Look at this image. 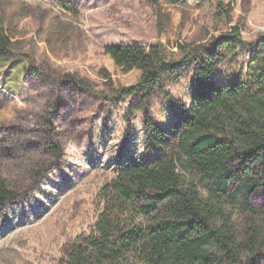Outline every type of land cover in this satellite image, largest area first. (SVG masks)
Returning <instances> with one entry per match:
<instances>
[{
    "label": "rangeland",
    "instance_id": "1",
    "mask_svg": "<svg viewBox=\"0 0 264 264\" xmlns=\"http://www.w3.org/2000/svg\"><path fill=\"white\" fill-rule=\"evenodd\" d=\"M76 4L77 16L56 0H0V23L14 43V58L0 62V169L20 195L0 220V264H63L67 250L92 233L101 189L124 165L160 154L146 125L168 129L191 104L192 72L147 99L135 88L140 73L118 69L106 47L162 44L181 59L179 46L211 42L232 27L248 44L264 36V0ZM251 53L222 62L216 83L243 82ZM69 77L91 90H77ZM208 190L200 185V196ZM251 201L261 211L264 188ZM243 222L237 218L240 230ZM252 264H264V255Z\"/></svg>",
    "mask_w": 264,
    "mask_h": 264
},
{
    "label": "trees",
    "instance_id": "2",
    "mask_svg": "<svg viewBox=\"0 0 264 264\" xmlns=\"http://www.w3.org/2000/svg\"><path fill=\"white\" fill-rule=\"evenodd\" d=\"M56 3L77 16L76 0ZM13 46L0 23V62L14 58ZM178 48L181 59L162 44L105 48L122 72L140 73L135 88L144 98L189 71L193 95L170 128L146 125L160 154L124 165L101 189L92 233L67 250L63 264H252L264 255V207L251 201L264 188V36L248 44L232 27L211 42ZM247 48L246 79L218 85L219 65ZM67 82L91 90L73 77ZM200 185L209 187L205 197ZM19 198L0 169V220ZM237 218L244 219L241 230Z\"/></svg>",
    "mask_w": 264,
    "mask_h": 264
}]
</instances>
